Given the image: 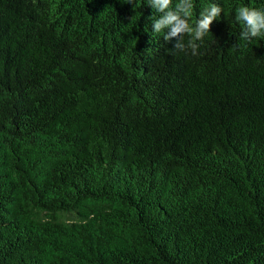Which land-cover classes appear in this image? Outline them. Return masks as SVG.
<instances>
[{
  "label": "trees",
  "instance_id": "obj_1",
  "mask_svg": "<svg viewBox=\"0 0 264 264\" xmlns=\"http://www.w3.org/2000/svg\"><path fill=\"white\" fill-rule=\"evenodd\" d=\"M209 3L192 55L144 0H0V264H264V0Z\"/></svg>",
  "mask_w": 264,
  "mask_h": 264
},
{
  "label": "clouds",
  "instance_id": "obj_2",
  "mask_svg": "<svg viewBox=\"0 0 264 264\" xmlns=\"http://www.w3.org/2000/svg\"><path fill=\"white\" fill-rule=\"evenodd\" d=\"M133 3V0H129ZM153 9L154 15L148 18L151 24V34L163 32L166 42L172 37L179 36V40L172 49L185 51L190 49L192 55H197L198 41L209 33L213 20L221 15V6L209 3L200 11L194 25L189 24L192 17L193 0H144ZM235 20L242 26L239 33L241 40L251 42L253 38H264V8L240 6L235 9ZM190 34L187 41L184 34Z\"/></svg>",
  "mask_w": 264,
  "mask_h": 264
}]
</instances>
